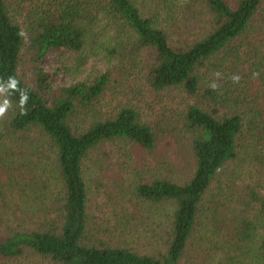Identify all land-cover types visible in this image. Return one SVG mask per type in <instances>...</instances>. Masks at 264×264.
<instances>
[{"label":"trees","instance_id":"16d2710c","mask_svg":"<svg viewBox=\"0 0 264 264\" xmlns=\"http://www.w3.org/2000/svg\"><path fill=\"white\" fill-rule=\"evenodd\" d=\"M158 4L167 10L172 1ZM181 12V18L167 21L162 15L144 16L134 0H0V105H9L0 118V170L7 174L1 190L10 196L0 203V264L30 256L47 264H189L207 193L236 159L244 124L264 117V46H259L261 57L243 66L239 56L252 26H264V0H185ZM101 24L111 28L117 42L116 49H106L111 56L129 58L136 72L144 56L152 90L181 91L196 99L168 131L172 138L181 133L186 139L192 175L185 180L156 176L134 187L145 203L173 207L167 240L151 254L87 243L84 164L114 145L122 157L126 146L153 153L159 131L142 120L135 105L108 114L109 72L54 89L43 67L53 50L93 48ZM229 57L234 60L227 64L215 62ZM225 67L241 75L238 90H232L231 76H220ZM22 92L28 97L23 105ZM18 161L33 166L22 180ZM37 163H49L50 170L41 173ZM22 186L32 193V210L18 205ZM257 201L264 215V198ZM248 224L237 230L241 244L252 238ZM260 251L264 258V235Z\"/></svg>","mask_w":264,"mask_h":264},{"label":"rangeland","instance_id":"374dc122","mask_svg":"<svg viewBox=\"0 0 264 264\" xmlns=\"http://www.w3.org/2000/svg\"><path fill=\"white\" fill-rule=\"evenodd\" d=\"M171 1V8L162 10L158 0H134L144 16L162 15V20L167 21L182 17L181 7L185 0ZM104 26H99V37L93 48L83 53L66 48L53 50L46 57L43 67L51 75L54 89L94 81L96 77L109 72L112 83L104 97L108 114L115 113L125 104L135 105L142 120L159 131L158 145L153 153L137 149L133 151L126 146L122 152L128 153L122 157L114 145L104 147L105 153L98 151L84 164L89 196L87 243L127 247L141 254H151L162 249L167 240L168 221L173 207L145 203L135 195L134 187L138 182L156 176L167 175L185 180L192 175L194 167L189 160L186 139L181 133L179 139L172 138L168 131L173 127L171 125L169 128L170 123L179 122L182 113L195 104L196 99L181 91L169 93L152 90L145 81L147 66L144 56L140 59V70L137 72L129 58L111 56L107 50L116 49L117 42L111 28ZM252 27L239 45L242 49L239 53L243 57L240 62L242 66L246 61H255L254 58L263 55L259 46H264V26L257 24ZM196 34L200 35L198 31ZM254 47L258 49L257 53ZM229 55L235 57V54ZM246 57L247 60H244ZM229 60L233 61L234 58L215 62L227 64ZM226 67L225 73L220 76H231V88L238 90L241 88L238 86L242 83L241 75H234ZM125 72L132 74L126 75ZM233 76L239 77L238 82L233 81ZM257 119L255 125L244 124L237 142L236 159L219 172L205 197L200 225L186 257L189 264H264L260 251L264 215L257 201L264 198V117ZM17 166L21 180L22 174L26 176L29 173L27 168L33 167L28 161H18L15 168ZM37 166L41 173L45 169L50 170L49 163L48 166L37 163ZM6 177L7 174L0 170V203L10 198L1 190L7 182ZM18 191V205L25 209L31 207L32 210L33 196L30 190L22 186ZM246 222H249L247 226L252 238L241 244L237 230L241 232ZM2 264L47 263L39 257L30 256L29 259L5 261Z\"/></svg>","mask_w":264,"mask_h":264},{"label":"clouds","instance_id":"9594fccd","mask_svg":"<svg viewBox=\"0 0 264 264\" xmlns=\"http://www.w3.org/2000/svg\"><path fill=\"white\" fill-rule=\"evenodd\" d=\"M232 79H233L234 82H238L239 77L238 76H233ZM16 83L17 82L14 80L13 81V87H15V84ZM211 87L213 89H215L217 86L215 84H213V85H211ZM27 99H28L27 94L24 93V92H22L21 93V105H23L24 103H26ZM8 106L9 105L7 103H5L3 105H0V118H2L5 115V112H6L7 108H8Z\"/></svg>","mask_w":264,"mask_h":264}]
</instances>
